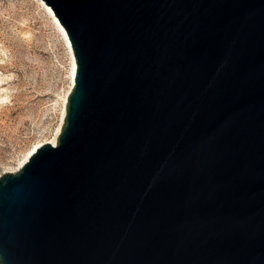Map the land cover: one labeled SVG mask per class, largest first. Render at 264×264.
<instances>
[{"label": "water", "instance_id": "obj_1", "mask_svg": "<svg viewBox=\"0 0 264 264\" xmlns=\"http://www.w3.org/2000/svg\"><path fill=\"white\" fill-rule=\"evenodd\" d=\"M42 1L76 77L0 264H264V0Z\"/></svg>", "mask_w": 264, "mask_h": 264}, {"label": "rangeland", "instance_id": "obj_2", "mask_svg": "<svg viewBox=\"0 0 264 264\" xmlns=\"http://www.w3.org/2000/svg\"><path fill=\"white\" fill-rule=\"evenodd\" d=\"M71 63L44 1L0 0V175L56 134Z\"/></svg>", "mask_w": 264, "mask_h": 264}, {"label": "bare ground", "instance_id": "obj_3", "mask_svg": "<svg viewBox=\"0 0 264 264\" xmlns=\"http://www.w3.org/2000/svg\"><path fill=\"white\" fill-rule=\"evenodd\" d=\"M42 3L43 1L40 0ZM46 8L48 9V11L50 12V14L52 15V17L54 18L55 22L57 23L60 31H61V34L63 35L65 41H66V44L68 45V48L70 50V53H71V58H72V63H71V83H72V87L74 86V82H75V77H76V70H77V63H76V58H75V55H74V52H73V48H72V45H71V42L69 40V37L67 35V32L66 30L64 29V27L60 24L58 18L56 17V15L54 14L52 8L50 6H47L46 5ZM72 90V89H71ZM71 90L68 92V94L66 95V97L64 98L65 100V108L62 112V118H61V123L56 131V134L54 135L53 138L47 140L46 142H51L53 145H56L57 144V136L58 134L60 133L61 131V128H62V124H63V121H64V117H65V112H66V102H67V99H68V96L71 92ZM44 143H39V144H36L28 153L27 155L24 157V159L22 161L19 162V166L16 168V170H18L19 168H21L25 162H27V160L30 158V156Z\"/></svg>", "mask_w": 264, "mask_h": 264}]
</instances>
